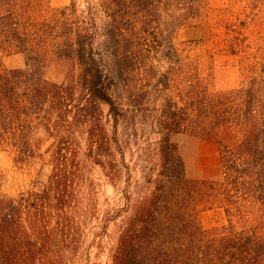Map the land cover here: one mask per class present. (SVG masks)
<instances>
[{
	"label": "trees",
	"instance_id": "obj_1",
	"mask_svg": "<svg viewBox=\"0 0 264 264\" xmlns=\"http://www.w3.org/2000/svg\"><path fill=\"white\" fill-rule=\"evenodd\" d=\"M203 2L96 0L80 15L72 1L38 20L37 0H0V52L24 58L22 68L0 64V149L28 163L42 155L36 131L52 141L43 187L0 194V264H70L89 208L80 138L114 178L102 106L115 125L142 112L150 90L161 95L159 168L150 193L126 197L113 215L121 221L111 264H264V67L239 88L211 87L172 40L171 26L198 19ZM51 47L77 67L62 83L45 77ZM178 134L216 144V179L187 177ZM213 208L226 223L204 228L199 214Z\"/></svg>",
	"mask_w": 264,
	"mask_h": 264
},
{
	"label": "rangeland",
	"instance_id": "obj_2",
	"mask_svg": "<svg viewBox=\"0 0 264 264\" xmlns=\"http://www.w3.org/2000/svg\"><path fill=\"white\" fill-rule=\"evenodd\" d=\"M74 1L78 14L83 15L96 0H37L40 8L34 11L38 20L47 19L57 8ZM174 27L172 40L183 55L195 59L201 75L216 91L244 86L264 67V0H204L201 15ZM47 53L45 77L56 83L77 74L71 60ZM3 68L24 66V58L16 52H0ZM161 95L150 90L143 102V111L127 113L114 125L102 106L107 136L111 140L117 175L108 177L88 155L84 136L80 138L78 159L84 177L83 192L88 196V214L82 228L79 247L69 256L70 264H111L120 218L117 209L146 196L159 168L157 128L155 118ZM33 142L40 140L41 156L28 163H17L10 149H0V194L17 197L27 191H38L46 183L51 171L48 148L51 140L38 130ZM182 157L189 178L216 179L219 175V155L216 144L209 139L178 134L171 137ZM90 192L91 194L87 193ZM129 199V200H130ZM125 213H122L124 215ZM204 228L226 223L221 209L213 208L199 214Z\"/></svg>",
	"mask_w": 264,
	"mask_h": 264
}]
</instances>
